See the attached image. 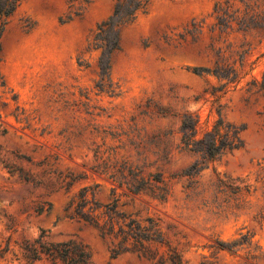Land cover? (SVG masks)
<instances>
[{
  "label": "rangeland",
  "instance_id": "374dc122",
  "mask_svg": "<svg viewBox=\"0 0 264 264\" xmlns=\"http://www.w3.org/2000/svg\"><path fill=\"white\" fill-rule=\"evenodd\" d=\"M219 1L150 0L123 32L112 65L119 86L113 97L95 89L100 51L91 40L116 0H92L66 23L70 0L22 1L7 25L0 62V264H47L25 257V245L41 236L46 244L84 246L92 264H147L128 253L113 258L94 232L64 217L65 204L84 186L99 184L96 199L109 201L112 185L91 174L94 153L125 161L144 177L162 175L170 188L165 202L122 196L119 205L140 221L154 219L188 264L204 258L247 264L248 249L230 254L213 248L246 234L251 249L264 253V29L243 32L233 23L221 35L215 30ZM235 10L264 23V0H236L230 13ZM193 22L202 29L195 37L186 34ZM216 62L234 66L238 81L222 88L226 81L212 73ZM197 67L211 72L197 76ZM219 114L245 126L243 147L192 179L180 177L199 160L181 148L182 117L198 120L200 136ZM68 172L81 177L69 192L58 181ZM235 179L249 185V193L218 186ZM47 203L49 212H34Z\"/></svg>",
  "mask_w": 264,
  "mask_h": 264
},
{
  "label": "trees",
  "instance_id": "16d2710c",
  "mask_svg": "<svg viewBox=\"0 0 264 264\" xmlns=\"http://www.w3.org/2000/svg\"><path fill=\"white\" fill-rule=\"evenodd\" d=\"M23 0H0V62L3 55V37L10 18L17 11ZM150 0H116L110 17L100 22L92 36V47L100 51L98 58L99 76L95 84L97 93H107L113 97L119 93V86L112 79V65L115 56L122 51L123 32L133 26L139 15L145 14ZM236 0L219 1L215 5L214 12L218 14L216 29L221 35L232 29V24L238 25V31L262 30L264 23L259 21V15H239V10H232ZM243 2V0H240ZM70 15L64 23L83 14L92 0H70ZM201 26L193 22L186 34L195 37L201 34ZM214 31V29H213ZM243 56L240 62L243 61ZM80 66H87L83 62ZM206 68H193L192 73L197 76L209 74ZM212 73L227 84L235 83L239 75L234 66L218 65ZM0 87H5L4 78L0 72ZM264 92V79L260 85ZM219 91H221L219 89ZM165 115V112L162 111ZM198 120L190 115H184L180 125V144L183 150L199 156V160L182 171L180 177L192 179L197 176L209 163L215 159L239 150L244 145L243 133L245 126L226 122L219 114L218 119L210 129L205 130L200 136L197 131ZM113 136V135H112ZM114 138V136H113ZM95 164L90 169L91 174L102 178L112 185L109 201L100 203L94 193L100 185L82 187L71 196L63 208L64 217L75 220L82 227L91 230L103 241L113 258L122 254H133L147 264H188L182 255L171 248L164 238L159 224L147 217L144 221L138 220L132 214L125 212L119 201L121 197H138L147 195L154 200L165 202L170 195V188L161 174L142 176L138 170L132 168L127 162L110 159H102L94 153ZM81 179L80 176L68 172L59 174L58 181L69 192L71 187ZM191 183V182H189ZM219 188L228 189L232 194L240 192L249 193L250 186L242 180L235 179L231 184L219 180ZM188 184L186 188H190ZM117 190L121 191L117 195ZM92 191V192H91ZM226 191V190H225ZM89 192L90 196H89ZM47 209L37 206L35 213L41 215L49 212L51 203H47ZM24 247L25 257L31 262L47 264H92L89 252L84 246L73 242L46 244L40 240ZM251 236L246 234L239 241L224 243L217 241L213 248L216 253L225 251L236 254L241 249H248L245 258L247 264L264 260V253H257V247L252 248ZM199 264H223L217 259L204 258Z\"/></svg>",
  "mask_w": 264,
  "mask_h": 264
}]
</instances>
